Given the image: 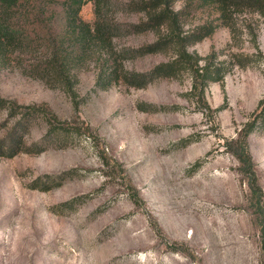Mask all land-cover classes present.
Here are the masks:
<instances>
[{
    "label": "rangeland",
    "instance_id": "1",
    "mask_svg": "<svg viewBox=\"0 0 264 264\" xmlns=\"http://www.w3.org/2000/svg\"><path fill=\"white\" fill-rule=\"evenodd\" d=\"M136 1L113 0L111 55L76 62L64 81L31 71L29 53L0 60V97L20 105L0 108V141L21 133L18 152L0 155V264H264L260 122L246 138L260 191L232 152L261 109L264 15L232 6L225 23L211 0H171L181 35L211 30L186 50L224 72L201 97L189 63L149 74L176 49L140 54L167 30L135 29ZM79 15L93 21L92 1ZM111 57L130 80L101 88Z\"/></svg>",
    "mask_w": 264,
    "mask_h": 264
},
{
    "label": "trees",
    "instance_id": "2",
    "mask_svg": "<svg viewBox=\"0 0 264 264\" xmlns=\"http://www.w3.org/2000/svg\"><path fill=\"white\" fill-rule=\"evenodd\" d=\"M85 1H92L94 19L83 20L79 11ZM219 12L220 18L226 21L232 6L250 7L264 15V0H211ZM138 5L145 12L144 20L134 25L135 29H154L165 26L166 32L159 34L155 41L142 46L140 54L157 52L171 45L176 49V57L170 62L153 67L150 75H170L178 67L189 63L191 85L197 88L202 97L203 87L208 80L221 81L223 71L214 66L211 60L198 65V59L187 50L186 45L211 33L198 32L181 35L179 19L183 10H173L171 0H138ZM113 0H0V60L9 53H29L33 61L29 65L31 71L64 81L66 74L74 64L95 54L111 55V41L120 30L119 24L109 16ZM226 23V22H225ZM203 30V29H201ZM205 31V30H204ZM42 55H38L41 54ZM115 58L105 65L96 79V84L106 88L119 81L128 79L125 72L120 73ZM194 65V66H193ZM139 75L134 80H142ZM130 83V82H129ZM140 85V84H139ZM261 109L253 112V118L243 124L238 133L240 146L232 150L239 162V169L249 179V187L260 191L256 183L253 161L247 149L246 138L260 122L264 128V96L259 100ZM19 104L13 100L0 97V108L15 111ZM21 133L17 128L7 136L5 145L0 141V155L12 156L18 152L17 145ZM261 237L264 245V223L261 225Z\"/></svg>",
    "mask_w": 264,
    "mask_h": 264
}]
</instances>
